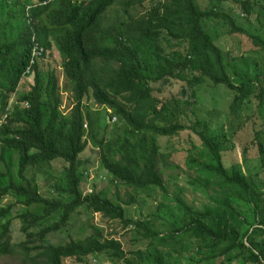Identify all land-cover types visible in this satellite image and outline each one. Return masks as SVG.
<instances>
[{
  "label": "trees",
  "instance_id": "1",
  "mask_svg": "<svg viewBox=\"0 0 264 264\" xmlns=\"http://www.w3.org/2000/svg\"><path fill=\"white\" fill-rule=\"evenodd\" d=\"M218 1L239 6L244 15L251 13V0ZM145 2L151 6L144 5ZM138 5L148 7L142 15L131 13ZM114 6L120 8L121 16L110 23L108 11ZM258 14L264 23V6ZM214 19L229 26L226 34L244 35L264 51V34L236 23L232 12L228 14L216 7L204 10L196 0H0V161L3 162L0 199L7 194L15 196L25 206L43 204L42 216L26 210L15 214L20 220V231L26 237L17 245L10 243L12 218L0 222V255L13 254L18 247L20 264H63V259L68 257L83 261L91 254L107 250H111L112 256L124 257L120 243L114 238L101 240L99 230L62 245L43 241L47 233L66 224L75 208L85 204L94 212H102L109 220L142 228L138 233L149 238L150 243L153 240L173 243L188 238L199 249H207V252H199L200 260L216 257L220 264H225L232 257L243 264H264V211L255 200L264 190L254 189L238 162H224L225 150L218 136L208 132L205 122L195 119L186 124L177 118L166 125L155 122L167 118L168 112L165 100L158 95H164L165 88H171L175 81L182 82V94L189 91L186 103L196 97L205 82L223 86L232 94L228 109L234 113L250 98L264 99V74L253 59L250 60L252 74L236 72L238 83L229 77L223 63L227 52L218 44L215 28H206ZM32 36L43 46L44 52L32 65L33 82L18 93L19 80L29 60ZM163 42L168 48L183 46V54L175 51L171 58L169 53H164L162 63L153 62L150 57L159 58L165 51ZM54 44L60 53L63 72L73 82L74 104L66 118L58 111L61 103L58 68L44 65ZM100 61L104 64L100 65ZM111 62L116 66L110 67ZM89 92L96 103L110 109L105 126L116 120L115 126L121 121L123 124L121 133L97 142L102 166L111 181L136 190L158 187L165 191L157 168L159 156L164 153L155 136L171 137L190 130L209 155L202 167L213 176L211 183L217 187L206 194L211 204L196 210L173 195L184 218L180 226L168 224L170 230L163 235L151 229L148 221L135 223L124 218L122 205L100 191L82 192V166L86 165V160L79 155L85 150L87 140L81 102ZM199 125L200 130L196 129ZM149 132L154 136L149 138ZM251 142L261 150L255 136ZM7 149L18 154L16 177L12 176L10 165L4 159ZM56 158L67 164L60 183L54 186L66 197L50 200L38 193L33 180L36 173L44 172ZM27 172L30 177L25 175ZM218 189L222 193L213 194ZM19 202L0 207V221L12 213L16 205L21 206ZM59 208L62 213L58 221L38 228L36 233L27 232L40 218ZM23 221L27 225H23ZM129 253L140 262L168 264L164 259L167 253L160 250L137 249ZM124 261L138 264L129 258Z\"/></svg>",
  "mask_w": 264,
  "mask_h": 264
},
{
  "label": "rangeland",
  "instance_id": "2",
  "mask_svg": "<svg viewBox=\"0 0 264 264\" xmlns=\"http://www.w3.org/2000/svg\"><path fill=\"white\" fill-rule=\"evenodd\" d=\"M196 2L204 10L211 11L216 7L228 14L232 12L236 23L249 31H260L261 34H264V23L258 14L260 7L264 6V0H251V13L249 16L244 15L239 6L229 2L219 3L218 0H196ZM144 5L151 6L148 2H145ZM144 5H138L135 9H131V13L142 15L148 8ZM116 16H121L120 8L117 6L111 7L108 11L110 23L114 21ZM105 24L109 23L105 22ZM207 26L215 28L218 44L227 52L223 63L229 77L234 82L238 83L236 72L253 73L250 66L251 59L258 64L259 69L264 74V51L255 47L248 37L240 34H226L229 26L226 23L218 22L216 19L207 23L206 28ZM163 46L165 51L161 53L159 58L150 57L153 62L162 63L164 53H169L170 57L174 58L175 51L180 54L184 52L183 46L168 48L165 42H163ZM57 49L58 47L54 44L52 51H50V57L46 58L44 65L49 64V66L58 68L61 100L58 111L60 116L66 118L69 116L74 104L73 82L63 72L60 64V53ZM99 64L102 65L104 62L100 61ZM115 66L116 63H110V67ZM28 80L30 82L31 77ZM24 83L23 85L20 83L17 89L18 93L28 87L25 81ZM262 84L264 85V76L262 77ZM181 87L182 82L175 81L171 88H165L164 95H158L160 99L165 100L168 112L167 118L155 122L159 125H166L175 118L186 124L195 119L205 122L208 132L218 136L221 147L225 150L223 152L224 162H238L242 172L254 185V189L262 192L264 190V131L258 130L264 129V99L257 101L256 98H250L244 103L239 112L234 113L228 109L232 94L221 85H212L205 82L199 87L196 97L190 99V103L185 102L189 98V91L184 95L181 93ZM153 94H156V92L154 91ZM81 109L86 124L83 127L87 140L85 150L79 155L80 158L86 160V165L82 166V173L84 171L81 179L82 192L100 191L102 195L122 205L124 218H130L135 223L148 221L151 229L158 230L163 235L170 230L168 224L176 223L175 226H180L181 220L184 218L174 201L173 195H178L189 207L196 210L202 209L205 204H211L206 194L211 193L217 187L211 183L213 176L202 167V163L209 160V155L192 131H180L171 137L155 136L161 146V151L164 153L163 156H159L157 168L164 181L165 191L158 187L136 190L134 187H125L111 181V177L106 174L99 156L97 142L101 138L107 140L117 133H121L122 121L118 122L116 126L117 120L108 127L105 126L104 120L110 114V109L106 108L105 105L96 103L90 92L82 99ZM196 129L200 130L202 126L199 125ZM148 134L149 138L154 136L151 132ZM254 136L261 145L260 151L251 142ZM4 159L10 165V173L13 177H16L15 173L18 168L17 152L7 149ZM66 165L63 159L56 158L50 162V166L44 172L35 174L33 183L42 197L50 200L66 197L65 194H60L54 187L60 183L63 168ZM0 167H3L2 161H0ZM25 175L30 177L29 172ZM221 193L218 189L213 194L219 195ZM132 197L133 199L129 200ZM260 198L264 200V194L255 197L259 204L258 207L264 211V202ZM18 202L15 196L5 194L0 199V207L17 204ZM246 208L249 209L248 205H246ZM23 210L42 216L43 204L16 205L12 213L1 219L0 222L5 223L8 218H12L10 243H13V245H17L26 238L20 231V220L14 217L17 212ZM61 213L62 209L59 208L50 215L43 216L35 225L29 227L27 232L36 233L38 228L51 225L59 220ZM70 215L66 224L45 235L43 239L45 243L62 245L70 240L76 241L88 235L96 234V230H99L100 235L98 237L101 240L112 238L117 240L125 256L122 258L112 256L110 254L111 250H107L104 253L91 254L83 261H78L74 257L64 258L63 264H125V258L134 260L138 264H149L147 261L140 262L135 255L129 253L130 250L137 249L149 252L160 250L167 253V255H164V259L168 264H220L219 259L216 257L210 259L211 261L200 260L199 252H207V249H199L188 238L173 243H170L169 240L162 242L153 240L150 243L149 238L142 237L138 233V231H143L142 228L136 225L124 226L123 222L119 220H109L108 216H105L102 212L92 211L85 204L75 208ZM155 215H160V217L155 218ZM162 222H165V225ZM22 224L27 225V222L23 221ZM135 237H138L139 240L135 241ZM33 238L36 239V237ZM16 250H18V247L15 248L13 254L0 255V264H20L21 255ZM225 264L243 263L238 258L231 257L228 263Z\"/></svg>",
  "mask_w": 264,
  "mask_h": 264
},
{
  "label": "built area",
  "instance_id": "3",
  "mask_svg": "<svg viewBox=\"0 0 264 264\" xmlns=\"http://www.w3.org/2000/svg\"><path fill=\"white\" fill-rule=\"evenodd\" d=\"M42 54H43V47L38 43V41L35 39V37L32 36V46H31V51H30V55H29L28 65L25 69V73L29 72L31 65H33L35 60L37 58L41 57ZM24 104H26V103H24ZM3 118H5V114H4ZM112 119L114 120V117ZM83 125L86 126L85 123Z\"/></svg>",
  "mask_w": 264,
  "mask_h": 264
},
{
  "label": "clouds",
  "instance_id": "4",
  "mask_svg": "<svg viewBox=\"0 0 264 264\" xmlns=\"http://www.w3.org/2000/svg\"><path fill=\"white\" fill-rule=\"evenodd\" d=\"M41 46H42V45H41ZM42 47H43V46H42ZM43 52H44V48H43ZM42 56H43V54H42ZM42 56H41V57H42ZM39 58H40V57H39ZM27 65H28V64H27ZM26 67H27V66H26ZM26 67H25V69H26ZM32 74H33V71H32V65H31L30 70H29L28 73H25V70L23 71L22 76H21V78H20V80H19V81H20V82H19V86H20V83H21V85L25 84L24 81H25L27 84H31V83L33 82ZM29 77H31L30 82H29V80H28ZM22 80H23V81H22ZM21 81H22V82H21ZM14 95H15V93H13V94L11 95L10 99H13ZM106 118H107V120L109 121V117L107 116Z\"/></svg>",
  "mask_w": 264,
  "mask_h": 264
}]
</instances>
